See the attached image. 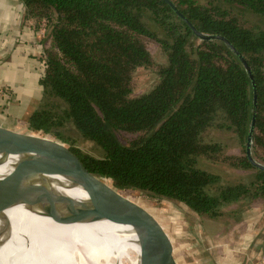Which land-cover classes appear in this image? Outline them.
Returning a JSON list of instances; mask_svg holds the SVG:
<instances>
[{"label":"trees","instance_id":"1","mask_svg":"<svg viewBox=\"0 0 264 264\" xmlns=\"http://www.w3.org/2000/svg\"><path fill=\"white\" fill-rule=\"evenodd\" d=\"M17 1L24 8L21 34L10 49L0 32V48L22 53L18 60L39 59L44 99L28 116L32 126L49 132L69 121L100 149L101 158L85 159L94 171L118 187L181 202L202 217L239 223L253 204L264 205V172L245 151L254 88L226 43L193 36L164 0ZM172 1L198 30L228 38L251 66L258 92L251 152L264 164V0ZM38 29L44 30L40 40ZM37 40L39 56L33 55ZM139 68H151L156 80L136 95ZM206 161L249 175L224 182ZM68 239L75 243L74 235Z\"/></svg>","mask_w":264,"mask_h":264},{"label":"water","instance_id":"2","mask_svg":"<svg viewBox=\"0 0 264 264\" xmlns=\"http://www.w3.org/2000/svg\"><path fill=\"white\" fill-rule=\"evenodd\" d=\"M164 1L187 23L193 36L201 40H220L226 43L249 73L254 88V102L245 151L249 163L264 172V164L258 162L251 152L258 106V92L251 66L228 38L221 34L198 30L172 0ZM6 102L20 103L18 99L0 95V103ZM24 106L29 114L40 109L38 105L31 103H25ZM65 127L54 125L49 132H46L32 126L28 119L23 125L16 127L6 126L0 120V156H19L13 170L0 179V195H22L34 192L51 195L45 179H42L43 176L67 173L71 181L80 185L92 198L95 203L92 212L101 217L125 219L136 227L147 230L146 235L151 237H140V246L143 254L149 259L178 264L173 254L175 249L181 256L179 257L182 260L181 264H246L218 239L211 238L203 226L185 221L184 217L172 208L174 200L157 197L131 187H118L113 178L94 171L85 159L101 158V151L98 155H94L75 147L71 144L73 139L64 134L62 128ZM73 131L80 138L85 139L74 129L71 132ZM38 179L42 182L37 184ZM137 197L148 200L151 204L149 207L145 206ZM158 249L162 250L161 254L157 252Z\"/></svg>","mask_w":264,"mask_h":264},{"label":"crops","instance_id":"3","mask_svg":"<svg viewBox=\"0 0 264 264\" xmlns=\"http://www.w3.org/2000/svg\"><path fill=\"white\" fill-rule=\"evenodd\" d=\"M23 12L24 8L21 2L0 0V32L3 33L4 41L8 43L9 47L15 44L18 39L17 35L21 34L25 21ZM43 34V29L37 30L38 40L42 38ZM38 40L33 47L35 56H39L42 51ZM10 51L12 50L0 48V58L9 56L12 58L8 62L0 60V88L5 84L1 82L2 80H9L8 83L11 82L16 87L19 83L17 89L25 90L26 93L24 95V92L20 93L18 89L14 95H8L18 99L19 104L0 103V120L6 126L16 127L26 123L30 115L24 104L37 105L44 89L39 82V59L28 57L24 61L18 60L17 57L22 53H11ZM179 206L193 219L201 221L197 213L181 203ZM9 215L12 218L14 233L6 244L14 252L25 253L28 261L32 264H88L92 259L98 264H103L102 260H99L100 263L96 261L95 251L101 253V257L108 264H137L139 262L141 249L133 240L126 237L125 231L127 232L130 226L126 227L123 219L112 217L103 223L104 226L100 223V225H96L93 222H74L42 216L20 207L12 209ZM70 234L74 235V244L68 239ZM84 237L91 239V246L86 243L88 240L84 242ZM217 239L228 247L220 236ZM252 239L243 257H239L228 248L240 261L244 262L245 256L248 254V259L252 257L251 261L255 263L259 259V254H257L259 245L264 243V216L260 225L253 232ZM81 253H85V258L80 256ZM173 254L178 264H181L180 254L176 253L175 249ZM166 262L165 260L164 263L166 264Z\"/></svg>","mask_w":264,"mask_h":264},{"label":"rangeland","instance_id":"4","mask_svg":"<svg viewBox=\"0 0 264 264\" xmlns=\"http://www.w3.org/2000/svg\"><path fill=\"white\" fill-rule=\"evenodd\" d=\"M254 21H258V17L252 16L250 17ZM264 26V23L263 25ZM153 54L155 55L156 60L163 61V57L161 56V53L158 51L157 48H153ZM156 75L153 72L151 68H139L133 73V94H142L146 91H148L153 84L155 83ZM9 80L1 81L5 83L0 88V94L3 95H14V92L16 90L18 91L17 87L19 86L17 83L14 85L13 83H8ZM17 81V77H16ZM7 86V87H6ZM13 89H12V88ZM20 93L24 92V95L26 93L25 90L19 89ZM44 99V90L43 95L40 98V106L42 104V101ZM66 127L62 128L65 135L70 136L73 139V144L75 147L80 148L82 151L91 153L94 155H98L100 153V149L91 141L85 140L83 138H80L79 135H77L76 132H71L73 128L69 124V121H65ZM61 129V131H62ZM221 138L228 139V143L231 144V148L233 150H236V148H239V145H237L236 141L232 138H230L229 135L224 136L221 135ZM203 166L211 171H214L216 173H219L223 177V181L225 182H233L237 179L243 178L244 176H248V172L244 170H240L237 168H231L228 166H225V164H215L213 162L206 161L203 163ZM137 199L144 204L145 206H148L151 204L148 200L142 199L137 197ZM180 202L173 201L172 208L177 211L182 217H184L185 221H187L189 224H196L201 225L204 227L207 234L212 238H216L220 236V238L223 240V242L239 257H243V255L246 253L248 245L253 240V232L255 229L260 225L263 216H264V205L262 203H256L252 205V208L247 212L245 218L243 221L236 223L232 220H212L206 217H202L198 214L201 221H196L193 219L190 215H188L186 212H184L180 206ZM183 204V203H181ZM151 208V207H150ZM196 213V212H195ZM217 236V237H216ZM9 242V241H8ZM7 242V243H8ZM257 254H259V259L252 264H264V243H261L259 245V249ZM0 263L1 264H32L28 261L27 257L25 256V253L22 251L20 252H14L10 246L7 244L3 247L1 254H0Z\"/></svg>","mask_w":264,"mask_h":264},{"label":"bare ground","instance_id":"5","mask_svg":"<svg viewBox=\"0 0 264 264\" xmlns=\"http://www.w3.org/2000/svg\"><path fill=\"white\" fill-rule=\"evenodd\" d=\"M18 159L19 156L16 155L0 156V179L13 170ZM70 178L67 173L43 176L42 179H45L51 195L36 192L24 193L22 195H0V254L14 233L12 218L9 213L12 209L18 207L42 216L74 222H93L96 225L102 224L105 226L103 223L107 222L112 216L101 217L99 214L92 212L95 208V203L92 201V198L80 185L71 181ZM41 182V179L36 180L37 184ZM123 220L126 223V227L130 226V229L127 232L125 231L126 237L133 240L141 249L140 237L149 238L151 236L146 235L147 230L145 228L136 227L132 222ZM157 252L161 254L162 250L158 249ZM161 263L160 259L153 261L141 251L137 264ZM88 264L98 263L92 259Z\"/></svg>","mask_w":264,"mask_h":264},{"label":"built area","instance_id":"6","mask_svg":"<svg viewBox=\"0 0 264 264\" xmlns=\"http://www.w3.org/2000/svg\"><path fill=\"white\" fill-rule=\"evenodd\" d=\"M248 254H246V256H245V262H246V264H252L253 262L251 261V259H252V257H250L249 259H248Z\"/></svg>","mask_w":264,"mask_h":264}]
</instances>
